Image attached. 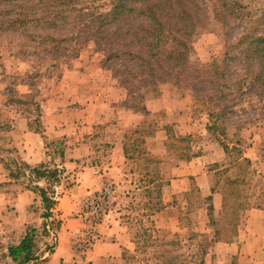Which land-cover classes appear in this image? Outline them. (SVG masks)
<instances>
[{
	"label": "rangeland",
	"instance_id": "rangeland-1",
	"mask_svg": "<svg viewBox=\"0 0 264 264\" xmlns=\"http://www.w3.org/2000/svg\"><path fill=\"white\" fill-rule=\"evenodd\" d=\"M206 1L188 59L215 73L209 64L226 50L237 51L232 44L246 34L262 35L264 41V0H244L242 15H226V21L216 17L217 0ZM5 5L0 6V264H59L50 256L61 221L57 200L77 183V172L86 163L108 165L119 141L113 125L123 120L117 118L119 108L134 113L124 121L127 159L116 179L90 193L74 211L85 224L75 238L76 253L87 255L112 215L134 243L113 264H223L211 249L216 235L233 238L246 208L264 205V109L241 111L243 101L227 102L236 103L232 111L214 105L216 99L207 96L230 77L210 82L206 78L211 75L199 71L198 78L186 81L180 68L181 78L159 71L155 77L131 78L127 66L133 68L132 62L122 55L109 60V55L111 49L123 52L130 41L121 32L119 36V24L121 31L142 26L127 18L102 22L99 14L111 8L109 0H74L65 6L56 0H15L12 13L27 5L29 22L11 29L7 15L1 14ZM140 17L146 27L152 21L148 31H156V21ZM179 120L191 121L193 132L178 127ZM182 132L185 139L177 136ZM216 146L227 147L223 157H207ZM197 154L206 157L184 172L192 170L199 177L184 186L187 191L172 195L171 180L183 173L177 167ZM215 158L218 163L211 162ZM43 192L54 201L50 206ZM214 192L222 198L216 201ZM171 196L179 210L160 213L163 200ZM170 217L174 222L160 228ZM26 235L32 258L19 263L9 247ZM237 259L226 264H238Z\"/></svg>",
	"mask_w": 264,
	"mask_h": 264
},
{
	"label": "trees",
	"instance_id": "trees-1",
	"mask_svg": "<svg viewBox=\"0 0 264 264\" xmlns=\"http://www.w3.org/2000/svg\"><path fill=\"white\" fill-rule=\"evenodd\" d=\"M17 2H30L31 0H16ZM43 0H39L42 2ZM48 1V0H47ZM53 4L54 0H50ZM74 0H56V4L65 6ZM111 1V8L99 14L100 19L105 24L111 21L121 22L127 19H137V23L142 26V29L130 28L127 31H121L124 26L119 24L117 31L119 36H124L125 39L130 40L126 43L125 50L119 51L111 49L109 60L114 57L119 58L121 55L125 56L127 60L132 62V67L127 66V74L134 79H140L145 76L155 77L156 72H161L163 75L179 74L180 68L185 72L183 80L191 81L198 78L199 71L203 74H210L206 81L223 80L224 77L228 79L227 83L223 82L222 86L215 89L213 93L207 96L209 100L216 99L214 105L222 106L227 111H232L233 104H227L230 101L245 102L246 106L242 107L241 111L245 109L253 110L264 109V41L262 35L246 34L238 42L232 44L231 47L238 48L234 53L226 50L223 58L213 61L209 67L215 69L206 70L199 69L189 63L188 50L191 47L192 34L196 28L202 23L201 9L207 3L206 0H109ZM141 1L143 5L137 7L136 2ZM132 2V3H131ZM219 2V3H218ZM35 3V2H34ZM6 4V5H5ZM15 0H0V6L6 8L1 11L2 15L5 13L10 22L11 28H15L18 24L26 27L29 22L26 14V6L23 11L13 10ZM166 4H171V9H165ZM244 0H217L214 3V11L219 20H228L226 15H234L239 17L246 9ZM139 9V10H138ZM136 10L138 14L136 16ZM59 12V11H58ZM57 12V15L59 16ZM173 12V13H171ZM141 15L145 18L157 22L156 31H148L152 25V21H148L147 27L141 19ZM197 15V17H195ZM11 16V17H10ZM35 21V19H34ZM56 21V20H55ZM4 22H7L6 20ZM104 25V24H103ZM121 32V34L119 33ZM236 63L234 67L233 64ZM240 66V67H239ZM239 67V69H238ZM212 77V78H211ZM129 78L125 79L127 81ZM156 80V78H155ZM154 78L151 82H156ZM128 88V87H127ZM223 101V102H222ZM225 117V116H223ZM187 136H181L185 139ZM227 148V147H226ZM38 174L44 173L39 169H33ZM53 171V174H56ZM43 201L47 206L53 204V200H49L43 192ZM217 234V232L215 233ZM215 240H224L218 238ZM9 254L13 260L23 263L28 261L31 257V238L26 235L18 245L9 247ZM22 258V259H20Z\"/></svg>",
	"mask_w": 264,
	"mask_h": 264
},
{
	"label": "crops",
	"instance_id": "crops-1",
	"mask_svg": "<svg viewBox=\"0 0 264 264\" xmlns=\"http://www.w3.org/2000/svg\"><path fill=\"white\" fill-rule=\"evenodd\" d=\"M125 97H121L123 100ZM166 98L164 95L159 98ZM174 107L170 110H176ZM180 109V108H178ZM117 118H123L120 122L113 124L115 131L119 133V141L115 142L116 146L113 155L110 156L107 161L108 165L103 167L101 161H92L86 163L82 167L77 175H80V179L77 180L73 186H71L65 193L57 200V216L61 217L59 222L58 231V243L51 252L50 256L53 260H57L59 264H113L118 262L125 250L133 248V241L130 237H126L125 228L118 222L112 215L108 216L105 222L100 226L101 238L94 244L92 249L87 253L85 257H80L75 250V238L85 228V224L80 218L73 215L74 211L78 209L81 202L92 192L98 190L101 186H104L107 182H111L114 178L121 173L122 167L126 162V155L124 151V133L125 126L134 113H131L128 109L119 108L117 111ZM124 123V124H122ZM180 128L187 127L188 134H191L192 127L194 126L191 121L179 120ZM162 135V131L158 132ZM30 134V132H29ZM177 136H186V133ZM156 138V137H153ZM166 138V137H165ZM157 143V142H155ZM157 147V146H156ZM224 146H216L213 151H209L207 157L214 155L222 156L226 151ZM152 153H155V149H150ZM246 156L252 158V153H244ZM191 157V156H190ZM194 157V156H193ZM206 156L195 155V158L190 159L187 163L179 165L177 168L181 169L183 173L176 176L171 180V189H173L172 195H177L187 191V187L193 179H197L199 176L198 172L187 171L195 166V160L205 158ZM221 158V157H220ZM219 158L212 159V163H218ZM73 164V163H70ZM115 181V180H114ZM213 197L216 201L222 198V194L214 192ZM173 196L171 199L163 200L165 207L160 213L169 214L171 211H178V206H174ZM169 200H172L169 203ZM222 206L220 203L215 205L218 209ZM178 214V213H177ZM71 215V217H70ZM174 218L170 217L161 222L160 228H167L166 225L173 223ZM238 227V232L231 239L226 240H213L211 243V249L219 260H223V264L229 258L238 256V264H264V205L255 204L250 205L245 210L243 219Z\"/></svg>",
	"mask_w": 264,
	"mask_h": 264
},
{
	"label": "built area",
	"instance_id": "built-area-1",
	"mask_svg": "<svg viewBox=\"0 0 264 264\" xmlns=\"http://www.w3.org/2000/svg\"><path fill=\"white\" fill-rule=\"evenodd\" d=\"M100 197L105 198V197H106V193H100ZM98 207H99V209H100L101 204L97 203V207H96V208H98ZM97 221H99V220H97Z\"/></svg>",
	"mask_w": 264,
	"mask_h": 264
}]
</instances>
